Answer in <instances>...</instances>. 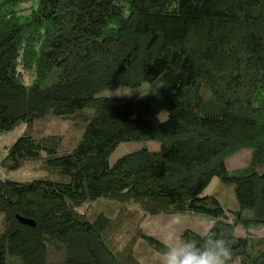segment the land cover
I'll return each mask as SVG.
<instances>
[{
	"label": "trees",
	"instance_id": "obj_1",
	"mask_svg": "<svg viewBox=\"0 0 264 264\" xmlns=\"http://www.w3.org/2000/svg\"><path fill=\"white\" fill-rule=\"evenodd\" d=\"M153 83L157 93L138 99L97 97ZM85 116L76 144L33 132ZM22 125L0 171L41 177H0V264H142L137 240L164 250L143 220L176 213L215 220L231 262L264 264V240L235 232L264 227V0H0V136ZM134 142L160 149L111 166ZM245 149L250 165L228 171ZM215 178L237 209L204 194ZM102 200L117 209L87 219Z\"/></svg>",
	"mask_w": 264,
	"mask_h": 264
},
{
	"label": "rangeland",
	"instance_id": "obj_2",
	"mask_svg": "<svg viewBox=\"0 0 264 264\" xmlns=\"http://www.w3.org/2000/svg\"><path fill=\"white\" fill-rule=\"evenodd\" d=\"M37 3V0H36ZM161 85L158 83L145 84L141 87L128 89L120 88L112 91L101 92L98 98H117V99H138L144 96L156 94ZM90 116H85L81 120H77V123L73 121L74 118L65 120L60 118H50L34 123L33 132L37 134H44L45 136H57L66 140V142L75 143L82 137L84 127L88 123ZM161 121H166V112H161L159 115ZM26 131V125H22L7 136H0V162L5 156L4 146L12 145L17 139ZM160 145L155 142H134L121 144L109 159L111 166L121 159L122 157L138 152L141 150L158 151ZM252 160V151L245 149L235 156L226 161V167L228 171L233 172L240 169L247 168ZM0 177L10 179L19 182L32 181L41 177L40 174L33 171L31 168L12 173H5L0 171ZM205 195H214L220 201L224 209H237L238 202L233 187L223 185L219 179L215 178L209 187L204 192ZM117 209V204L110 201H98L93 203L88 208H84L82 212L88 216L87 219H91L93 215L98 213L108 214L111 211ZM174 215V214H173ZM173 215H158L152 217H146L141 223V230L147 236L154 237L162 242L167 231H169V222ZM182 223L176 227L178 239L182 242V233L184 231H193L203 236V226L205 223L215 224V220L198 215L181 214ZM236 235L238 237L248 238L253 237L258 240H264V227H252L250 229H244L238 227L236 229ZM127 243V239L124 238L120 246ZM133 253L139 262L142 264H160L161 256L153 249H151L143 240H137L134 245ZM240 259H237L230 264H239Z\"/></svg>",
	"mask_w": 264,
	"mask_h": 264
},
{
	"label": "clouds",
	"instance_id": "obj_3",
	"mask_svg": "<svg viewBox=\"0 0 264 264\" xmlns=\"http://www.w3.org/2000/svg\"><path fill=\"white\" fill-rule=\"evenodd\" d=\"M182 223L180 213L173 215L162 240L164 250L161 252L160 264H230L233 250L230 242L214 230L211 223L203 226V243L178 239L176 227Z\"/></svg>",
	"mask_w": 264,
	"mask_h": 264
},
{
	"label": "water",
	"instance_id": "obj_4",
	"mask_svg": "<svg viewBox=\"0 0 264 264\" xmlns=\"http://www.w3.org/2000/svg\"><path fill=\"white\" fill-rule=\"evenodd\" d=\"M19 219V221L20 222H22L23 224H27V225H30V226H32V227H34V223L33 222H31V221H28V220H24V219H20V218H18Z\"/></svg>",
	"mask_w": 264,
	"mask_h": 264
}]
</instances>
